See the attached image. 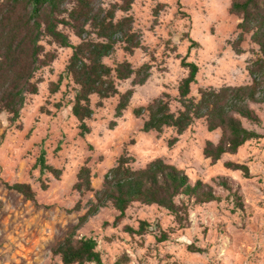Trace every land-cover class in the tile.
<instances>
[{"label":"rangeland","instance_id":"1","mask_svg":"<svg viewBox=\"0 0 264 264\" xmlns=\"http://www.w3.org/2000/svg\"><path fill=\"white\" fill-rule=\"evenodd\" d=\"M103 1L109 5L117 0ZM231 2L134 0L130 14L142 45L132 54L118 45L105 62L116 66L128 61L134 68L149 64L150 76L138 85L135 75L118 80L119 93L111 98L92 96L94 114L86 121L91 131L85 136L80 135V121L71 110L76 84L65 74L73 49L50 44L48 38L42 41L46 51H55L57 57L37 72L38 93L27 96L16 122L0 111V264H64L52 250L79 224L87 202L94 197V192L82 194L74 189L81 167H90L92 186L98 190L105 174L124 153L134 158L135 169L162 158L184 170L193 183L202 180L211 184L222 201L190 204L182 224L155 204L136 202L117 223L116 209H101L76 233L97 239L102 264H264V103L252 105L261 118L260 125L242 120L262 137L246 142L236 153H226L217 162L205 156L204 148L208 141L219 140L221 130L209 131L204 119L195 120L182 134L173 127L162 133L144 132L148 113L142 117L134 113L164 93L170 95L172 111L181 108L178 86L188 75L181 64L183 57L199 66L197 81L191 87V96L197 99L202 88L251 83L247 65L255 58L258 45L247 36L243 54L233 49L240 18L230 12ZM66 32L74 45L80 43L72 31ZM60 76V88L53 93L52 84ZM130 89L129 105L116 117L120 96ZM176 137L177 142L170 146ZM42 150L48 164L61 170L59 177L40 173L37 161ZM229 161L248 165L250 175L228 168ZM221 177L230 180L239 200L218 185ZM17 182L31 184L35 202L5 186ZM78 204L80 210L76 209ZM143 220L152 225L148 232L127 231L128 226L137 229ZM160 230L168 233V240H158Z\"/></svg>","mask_w":264,"mask_h":264},{"label":"trees","instance_id":"2","mask_svg":"<svg viewBox=\"0 0 264 264\" xmlns=\"http://www.w3.org/2000/svg\"><path fill=\"white\" fill-rule=\"evenodd\" d=\"M133 3L134 0H117L109 5L103 0H0V111L10 114L11 122H16L27 96L38 93L37 72L57 57L55 51H46L42 44L48 38L50 44L73 49L65 70L77 88L71 110L80 121V135L90 133L86 121L94 114L92 96L96 95L100 100L111 98L119 93L118 80L135 75V85H138L144 84L150 76L149 64L134 68L128 61L119 62L116 66L105 62V58L116 53L118 45H122L129 54L142 45L141 34L134 28V17L130 14ZM119 12L123 15L118 16ZM230 12L240 18L239 34L232 42L235 52H245L242 44L247 36L258 45L255 58L247 65L251 83L202 88L197 99L191 96V87L197 81L199 66L183 57L181 64L188 69V75L178 86L181 108L172 111L170 95L164 93L147 107H138L134 111L137 117L148 113L142 127L144 132L162 133L165 128L173 127L182 134L195 120L204 119L209 131L221 130L219 140L208 141L204 148L205 156L213 162L226 153L238 152L246 142L262 137L257 130L244 126L242 120L257 125L262 122L252 105L264 103V0H232ZM155 13L158 14L159 10ZM68 29L80 38V43L74 45L71 42L66 32ZM192 44L198 45L193 40ZM62 80L63 76H60L52 84L53 93L59 90ZM132 95L133 89L121 94L116 117L122 116ZM177 140L174 138L169 145L173 146ZM133 161L130 155L122 154L116 165L105 174L103 185L98 190L92 186L90 167H81L74 189L82 194L94 192V197L87 202V211L80 217L79 224L52 250L64 264H102L97 239L79 236L76 230L103 208L112 206L119 212L117 223L134 203L155 204L167 209L182 224L190 204L222 201V196L211 184L202 180L193 183L184 170L162 158L138 169L132 166ZM37 166L42 175L51 172L59 177L61 174L60 169L48 164L45 150L41 151ZM226 166L241 170L246 177L250 175L246 164L229 161ZM217 183L240 199L238 192H232L233 186L228 178L221 177ZM5 186L26 200L36 201V192L29 183H6ZM42 187L46 188L44 182ZM237 204L242 206L241 201ZM76 209H81L80 204ZM151 226L150 222L143 220L137 229L128 226L127 231L144 234ZM168 238V233L160 230L158 240Z\"/></svg>","mask_w":264,"mask_h":264}]
</instances>
